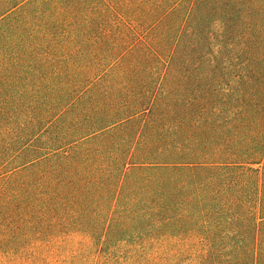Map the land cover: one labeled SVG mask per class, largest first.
<instances>
[{
  "label": "trees",
  "instance_id": "16d2710c",
  "mask_svg": "<svg viewBox=\"0 0 264 264\" xmlns=\"http://www.w3.org/2000/svg\"><path fill=\"white\" fill-rule=\"evenodd\" d=\"M0 264H264V0H0Z\"/></svg>",
  "mask_w": 264,
  "mask_h": 264
}]
</instances>
